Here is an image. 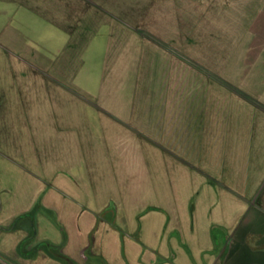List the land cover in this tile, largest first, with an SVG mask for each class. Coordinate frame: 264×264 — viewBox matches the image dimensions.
Returning a JSON list of instances; mask_svg holds the SVG:
<instances>
[{
  "label": "crops",
  "instance_id": "1",
  "mask_svg": "<svg viewBox=\"0 0 264 264\" xmlns=\"http://www.w3.org/2000/svg\"><path fill=\"white\" fill-rule=\"evenodd\" d=\"M191 2L0 0V256L13 264H68L56 254L71 264H264V0H216L207 67L239 91L220 85L215 99L205 91L203 121L190 91L175 95L183 108L163 112L173 120L156 126L153 144L81 110L63 78L33 72L56 67L64 53L119 54L113 68L136 53L137 67L149 41L129 26L151 27L155 52L165 53L161 41L188 52L198 35L191 9L176 10Z\"/></svg>",
  "mask_w": 264,
  "mask_h": 264
},
{
  "label": "rangeland",
  "instance_id": "2",
  "mask_svg": "<svg viewBox=\"0 0 264 264\" xmlns=\"http://www.w3.org/2000/svg\"><path fill=\"white\" fill-rule=\"evenodd\" d=\"M177 6L176 13L179 16H183L179 11L180 8L187 10L190 7L191 9L192 30L198 35H194L192 38L189 46L190 52L178 51L169 43H161L163 42L161 40L159 47L164 49L165 53L155 52L151 45H156L159 38L152 33L151 27L136 30L129 26L128 28L131 30L141 33L145 40L149 41L150 46L145 45V52L142 54L143 62L137 63V67H131L139 55L136 53L121 54L122 61L119 64L122 67L118 68L111 66L118 64L113 61L114 57L119 54L64 53L57 55V61H54L58 62L54 63L56 67L33 70V72L39 74L41 72L43 76L53 79L56 76L63 78L64 88L79 97L81 110H96L101 113L104 120H113L112 124L132 126L138 136L142 137L145 142L153 144L156 142L152 139L158 130L156 126L169 124L170 120H173V118L162 116L163 112L172 107L174 109L183 108L182 103L178 102V97L174 98L175 95L187 94L190 91L193 96L191 108L195 111V115L200 114L197 119L200 118L203 121V96L205 95L203 93L205 91L206 95L209 98L210 96L214 97L213 99L221 98L217 94V88L220 85L225 89V92L238 93L239 91L223 79L215 68L207 67L208 62L215 64V53L207 52V50L214 48L218 40V37L215 36L217 31L216 0H192L190 5L187 3ZM185 12L187 15L188 12ZM109 14L110 12H108ZM167 55L172 59L164 58ZM155 57L159 60L156 66L153 65ZM173 58L183 62L185 68L168 67L169 61L174 60ZM77 63L80 68L75 67ZM73 80L74 85H72ZM126 96L133 98L131 102L125 100ZM225 97L226 94L223 98ZM244 97L246 98V96ZM256 105L261 107L257 102ZM128 107L132 108V114L126 110ZM110 110L119 114H129L126 117L128 121L118 119V116H114ZM156 135L161 138L166 136L164 133ZM161 149L168 151L162 146Z\"/></svg>",
  "mask_w": 264,
  "mask_h": 264
},
{
  "label": "trees",
  "instance_id": "3",
  "mask_svg": "<svg viewBox=\"0 0 264 264\" xmlns=\"http://www.w3.org/2000/svg\"><path fill=\"white\" fill-rule=\"evenodd\" d=\"M47 248L50 247L47 244L45 245ZM58 257H60L61 259L65 260L68 264H71L70 260L67 259L66 257L62 256L61 254H56Z\"/></svg>",
  "mask_w": 264,
  "mask_h": 264
},
{
  "label": "water",
  "instance_id": "4",
  "mask_svg": "<svg viewBox=\"0 0 264 264\" xmlns=\"http://www.w3.org/2000/svg\"><path fill=\"white\" fill-rule=\"evenodd\" d=\"M0 264H13V263L0 256Z\"/></svg>",
  "mask_w": 264,
  "mask_h": 264
}]
</instances>
